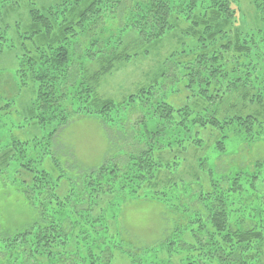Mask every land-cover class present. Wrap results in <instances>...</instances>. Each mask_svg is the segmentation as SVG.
<instances>
[{"label":"trees","instance_id":"16d2710c","mask_svg":"<svg viewBox=\"0 0 264 264\" xmlns=\"http://www.w3.org/2000/svg\"><path fill=\"white\" fill-rule=\"evenodd\" d=\"M44 2L0 0V57L15 62L0 84V264H264V160L242 158L264 141V0H249L251 33L231 28L234 0ZM172 35L149 86L99 98L119 63ZM74 117L106 130L90 169L58 144ZM131 202L160 209L158 240L127 234Z\"/></svg>","mask_w":264,"mask_h":264},{"label":"rangeland","instance_id":"374dc122","mask_svg":"<svg viewBox=\"0 0 264 264\" xmlns=\"http://www.w3.org/2000/svg\"><path fill=\"white\" fill-rule=\"evenodd\" d=\"M44 1V4H47L52 0ZM236 1L237 3L234 0L235 6H233L236 12L234 26L231 25V28L233 27V31L236 32L251 33L258 26L256 10L249 0ZM224 28V30L230 31L229 25H225ZM226 36L220 37L222 43L226 41ZM180 42L177 36H168L160 45L152 48L149 56L139 55L130 61L119 63L110 74L101 79L96 90L99 98L120 101L137 90L149 86L153 77L158 76V72L164 66L163 60L169 56L171 51L179 50ZM186 44L188 49L192 50L190 52L192 60L195 58V55L192 56L195 50L197 54L201 53L200 42L192 40V43L187 41ZM13 59V56L8 54H5L3 58L0 57V77L4 78L0 81L1 85L7 76L14 77L12 75L15 67ZM29 98L28 92L22 93L17 106L19 110L26 106ZM170 101H173L176 106L185 102L183 95L172 96ZM52 129L53 126H47V132ZM105 132L104 127L94 118L74 117L58 134V144L61 147L60 150L72 152L71 154L78 162L90 169V167L98 165L106 153ZM31 134L33 135L34 132ZM235 147L236 145H233L226 152H234ZM207 154L210 158V149L207 150ZM242 158H245L246 162L248 160H264V141L256 144L253 149L243 152ZM160 214V209L152 204L142 202L127 204L121 213L127 234L142 244H150L159 239L161 235Z\"/></svg>","mask_w":264,"mask_h":264}]
</instances>
